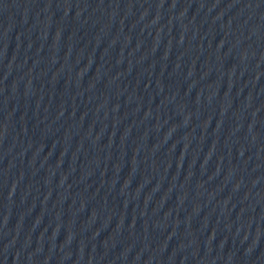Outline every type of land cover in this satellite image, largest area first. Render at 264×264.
<instances>
[{
    "label": "water",
    "instance_id": "water-1",
    "mask_svg": "<svg viewBox=\"0 0 264 264\" xmlns=\"http://www.w3.org/2000/svg\"><path fill=\"white\" fill-rule=\"evenodd\" d=\"M0 264H264V0H0Z\"/></svg>",
    "mask_w": 264,
    "mask_h": 264
}]
</instances>
